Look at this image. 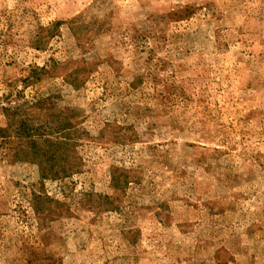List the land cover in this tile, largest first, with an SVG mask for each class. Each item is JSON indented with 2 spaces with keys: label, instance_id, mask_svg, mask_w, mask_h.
<instances>
[{
  "label": "rangeland",
  "instance_id": "374dc122",
  "mask_svg": "<svg viewBox=\"0 0 264 264\" xmlns=\"http://www.w3.org/2000/svg\"><path fill=\"white\" fill-rule=\"evenodd\" d=\"M8 108L0 264H264V0H0Z\"/></svg>",
  "mask_w": 264,
  "mask_h": 264
},
{
  "label": "trees",
  "instance_id": "16d2710c",
  "mask_svg": "<svg viewBox=\"0 0 264 264\" xmlns=\"http://www.w3.org/2000/svg\"><path fill=\"white\" fill-rule=\"evenodd\" d=\"M42 104H39L37 106V109L41 110L42 106L44 105L43 102H40ZM48 109V108H47ZM14 110H11V108L9 109H5L4 112L9 113L10 115L7 116L8 121L10 120V122H8V125L6 128L0 129V138H6L9 137V133L8 132H13L14 133V137L19 138L22 141H29L31 143L30 150L33 151V154L43 158L44 156L41 155L40 153V149L37 148L36 143L34 141V138L37 139H43L47 136L50 135H59L64 132L65 129V124H58V126L53 127L52 129L47 125V124H43L41 125L42 128H36L34 125H29V123L26 120H22L21 118H17V121L14 124V115L12 112ZM49 113H47L45 117L48 116ZM71 125V124H70ZM61 139H55V141H58L53 145L49 146L50 150L49 152H46L47 154L50 153V155H54L59 153V145L62 144L60 142ZM62 141V140H61ZM44 142H48L47 140H44ZM46 162L48 163V165L51 166L52 168V162L51 159L49 158H45ZM51 170V169H50ZM52 173V171H50V174ZM45 175H42V177H44Z\"/></svg>",
  "mask_w": 264,
  "mask_h": 264
}]
</instances>
